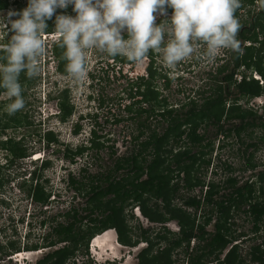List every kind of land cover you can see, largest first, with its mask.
<instances>
[{"label":"flooded vegetation","instance_id":"1","mask_svg":"<svg viewBox=\"0 0 264 264\" xmlns=\"http://www.w3.org/2000/svg\"><path fill=\"white\" fill-rule=\"evenodd\" d=\"M240 3V7L235 13L238 20L240 11L244 6L255 7L257 3H261L262 8L254 14L255 16H250L252 18L251 25L248 27L242 26L240 30L247 31L245 35L259 32L256 23L259 21V13L264 12V1L254 0L251 5L241 1ZM71 8V5H69L67 9H59L56 14L70 13L71 16H74V12H69ZM171 13L172 9H167V15H158L155 23L159 24L163 20L168 19ZM250 13L251 12H249V14ZM48 22L49 21H46L49 26ZM261 24H263V22ZM51 27L52 25L48 27L50 28V31H45V33L48 35L49 46L54 49L56 45L53 46L52 43L57 35L53 31L51 32ZM122 35L124 38H127L126 33H122ZM262 38L263 36L259 35L258 39L262 40ZM168 39L169 37L166 36L164 41L165 44H167ZM237 39L240 42L241 49L243 46H255L256 49L261 47L259 43L244 40L238 35ZM246 43H248V45H246ZM193 47V54L171 69L166 65H162L163 68L161 66L160 68H154V58L162 55L154 51H150L142 61L133 62L122 56L111 57L103 51L101 54L97 55L96 50L98 49H93V57H86V59L93 58L96 62L95 67L100 71H102L101 68H103L105 72V75L103 74L100 76L96 73V68L94 72H89L87 76L89 83L88 86L92 89V91L89 90L91 93V100L92 102H96L98 110L94 113L88 112L84 119L89 120V123L90 120H93L95 124L89 126L87 132L82 129L81 123L79 122L83 121L82 115L84 114L82 113L78 116L79 118L76 122H68L71 126V131H74L75 126L79 125V131L74 134H76V136H81L82 139L81 144H78L74 148L70 145H63L66 149L65 151L69 149L76 150L77 148L82 147L89 148L92 137L91 131L95 130L97 132L95 128L97 123L96 120L102 117L103 124L107 123L110 126L124 123V126L127 128L128 123L134 125V131L132 133L128 136L121 137L123 145H125L124 151L120 154L112 155L110 157L111 159L108 160L109 163L105 165V167L110 169L113 165V160H116L118 155L125 161H143L145 152L139 151L140 147L138 143L132 140L133 137L138 135V120L143 121V119L150 114V110H152V115H156V122L152 125V122L148 121L147 123L149 127L147 128L149 130H154L158 137L164 133V128H166L167 125L166 122L161 121V117L158 115L163 111L164 106L157 105L154 100L144 101L143 96L141 95L145 92L149 93L148 88H150V90L158 95V100L159 94L157 93V88L154 86L155 84L153 81L156 76V69L159 73L158 76L162 81L164 89H167L170 83H173L176 85L174 94H176L177 97L180 95L182 96L178 97L174 104H169L164 98L168 109H172L175 112H183L190 106H194L196 109L200 108L204 102V98L212 94L216 84H222L224 75L222 73L217 76L216 71L220 66L231 62L234 54L230 49H222L220 54H217L215 59L211 61V68L207 70L204 65L209 63V61L204 58L206 45L202 42H193ZM239 53L242 54L243 51ZM261 54L263 56L262 63L264 65V51H262ZM145 61L147 62L145 63ZM217 61H221V64L218 66L214 65ZM142 65H146L147 67L146 70H144L146 75L138 76V72L140 71L139 67ZM56 71L58 75L65 76V74L58 72L57 67ZM202 74H205L208 78L199 79V77V84L190 85L188 90L182 85L188 81L191 83L193 81L196 82V78ZM214 76H217L218 80L214 79ZM118 79L130 82L129 86L131 85V87L120 90L122 95L115 97L107 96L105 91H103V86H101L102 83H104L105 89L111 92L109 83ZM166 80L169 82L167 87L165 85ZM147 84L149 85L147 86ZM2 90L4 91V89ZM2 90L0 92H2ZM100 94L105 100L103 107H99ZM260 97H264V92L259 96L252 98L242 96L234 102L228 100L225 103V108L228 110V108L234 105L239 107L242 111L249 110L255 114V123L258 124L260 122L264 125V101L260 104L261 106L256 105V102H254ZM60 99H62L61 96L60 98L58 97L57 100H54L55 112L50 113V116H53V119L57 116L62 119L63 111L58 106ZM136 104H146L148 106L145 108L138 106L137 109H134ZM143 110H146V112H141ZM137 111L143 114H140L135 119L134 116ZM101 114H104L105 116H101ZM69 117L70 115L68 118ZM119 119H121V121L116 122ZM151 119L154 118H149V120ZM232 121L237 122L239 119H233ZM224 123V118L222 117L220 125H224ZM227 127H230V125H227ZM215 128V126L210 123L207 124V122H202L200 124L197 132L203 136V141L201 143L204 145L210 143V146L202 148L203 153H205L201 157L202 160L194 163L193 170H191L187 176L181 172L179 178H176L174 176L177 175V172H173V176H171L173 179H171L169 183L170 193L167 205H165L161 197L156 198V196L152 195L144 196V201L147 202V206L153 214V220H148L142 216L140 203L135 205L129 204L124 208L122 213L124 227L122 228L126 232V243L122 242L116 226L112 227L110 226L111 224L107 223L106 225L108 226L103 228L101 227L103 222L95 220L97 213L94 209H92V211L84 210L87 198L76 195L75 191L69 185V177H76L70 170H68L67 173H63L59 182H65L68 190H71L77 197L83 198L84 202L82 205L78 203L75 208L63 212V214L60 215L62 218L60 222L65 223L66 220H69L67 215H75L76 231L86 233L87 230L90 229V231L95 232L89 237L86 236L76 245L71 244L70 248L73 251V254L69 255V257L63 261V264H264V171L259 170L255 172L258 164L253 162L259 152L264 153V127L260 124L258 127L251 128L250 130H252V132H250L249 140H246L247 137L245 136V132L240 133L239 137H236L234 131L231 132L233 137L231 136L228 139H225L223 135L215 137ZM208 130L211 131V137L207 133ZM147 133L148 132L143 133L137 141H143ZM245 140L248 143H253L254 146L246 148L247 143ZM232 141L237 144L238 152L240 151V145H244V150L237 154L238 159L243 160V163H245L244 168H239L238 170L245 173V177L242 180L241 177L232 174L236 172L238 173V171L227 164L220 154L222 150L229 145V142L232 143ZM106 142H108V140ZM108 146H113L112 149H114V144ZM185 146L191 150V154L196 153L199 149L197 146H193L190 143H186ZM86 150L87 151L83 154L85 157L88 156L87 153L90 149ZM164 150H171V156H174L177 155V153L183 152L184 148H176L172 142L168 147H163L161 152ZM44 152L45 150L43 153ZM40 155V153L37 154V157L44 160V162L42 160V175L45 176V173L43 172L47 169L45 166L49 164L48 155ZM166 155L164 154L163 158H165ZM89 157L93 162L95 160L94 157L96 156L90 154ZM75 158L81 159L82 157L77 156ZM146 158L150 160V157L147 156ZM185 161L188 164L190 163L189 160L185 159ZM67 162L70 165L76 163L70 162L69 160H67ZM90 166L89 163H85L82 168H89ZM96 167L98 168V166ZM82 168H79L78 173H80ZM170 168L174 169V164H172ZM64 169L66 170V168ZM45 177L46 179L43 181L48 180V177ZM185 179H188L189 182H185ZM175 184H178L177 189L172 190V187H175ZM208 197L210 199H207ZM106 198L107 196L104 197V200ZM83 199H81V201ZM194 201L198 202V205H192V202ZM48 203L49 200L45 204ZM219 205H221V207H230L226 223L224 219H219V214L216 213ZM252 206H254L256 210L254 213L250 211V208H253ZM172 209H181L189 216L190 220H194V226L191 227L190 225H187V228H185L186 231L183 235L179 234L180 227L177 219L168 218V211H171ZM159 215H162L164 220H156V216ZM141 217L151 226L144 228L140 225L138 221ZM49 219L56 218L51 217ZM49 219H44V225L48 223V228L50 229L54 225L51 226L52 222L49 223ZM54 221L55 220H53V222ZM237 221H240L239 226L242 229H239L238 233H235L233 226H235ZM168 223H174L176 228L175 232L167 228ZM224 225L228 227L227 232L224 230ZM96 226H99L98 231H96ZM47 236L44 237L46 241L45 245L43 244V246L40 247H36V245L32 247H24L25 249L23 248L21 251H18L19 249H17V251L10 253L7 257H10L11 261L17 264H51L56 258L54 257L50 259L48 255L53 254L58 249L60 243L54 246H49ZM53 240L56 241L55 238H53ZM225 240L228 242L222 245ZM249 242H251L250 246L242 252V249H244L242 248V245ZM47 248L52 249L51 252L44 255L43 253L41 254L40 252H37ZM253 253L256 254L255 256H259L260 259L254 260ZM37 254L43 256L34 262L32 258Z\"/></svg>","mask_w":264,"mask_h":264},{"label":"clouds","instance_id":"2","mask_svg":"<svg viewBox=\"0 0 264 264\" xmlns=\"http://www.w3.org/2000/svg\"><path fill=\"white\" fill-rule=\"evenodd\" d=\"M69 5L74 16L55 14L57 9H67ZM239 7L240 0H27L22 10H9L0 15V89H4L12 100L6 111L12 115L24 108L19 76L21 72L28 78L36 76L38 57L44 65L56 62L57 74L58 60L53 57V47L49 46L45 33L48 29L46 21L54 14L53 29L58 37L52 44L59 43L64 48L67 73L73 79L81 80L86 74L85 51L93 48L133 62L142 61L154 51L162 54L164 64L170 69L193 54V42L206 45L204 58L210 62L222 49L239 53L242 49L237 35L242 26L235 15ZM169 8L172 13L168 19L156 24L157 16L167 15ZM122 33H126L127 38ZM166 36L169 37L167 44L164 43ZM47 72L53 79L54 73ZM250 76L262 81L255 72ZM63 90L66 89L58 90L57 95L49 92L48 100H57ZM90 94L88 92L86 97L91 100ZM67 118L61 119L60 123L68 122ZM71 132L75 137L74 131ZM5 142L7 140H0V144ZM0 152L6 150L0 147ZM30 155L26 158L28 164L22 169L23 181L36 185L46 179L42 175L43 159L34 153ZM16 159L10 153L4 154L0 158V168L11 167Z\"/></svg>","mask_w":264,"mask_h":264},{"label":"trees","instance_id":"3","mask_svg":"<svg viewBox=\"0 0 264 264\" xmlns=\"http://www.w3.org/2000/svg\"><path fill=\"white\" fill-rule=\"evenodd\" d=\"M240 1L251 5L254 0ZM5 6V2H0L1 8ZM258 19L259 21L256 23V27L259 29V32L245 35L247 31L242 30L238 33V36L247 41L257 42L261 47L256 49L255 46H243L242 54L234 52L232 61L220 66L216 71L217 76L222 73L224 75L222 84H216L212 94L204 98V102L200 108L196 109L194 106H190L186 111L175 112L172 109H168L164 98L158 101V95L150 90V88H148L149 93L145 92L141 94L144 101L154 100L157 105L164 106L163 111L158 115L161 117L162 122L167 123L166 128H164V133L158 137L154 130H149L147 128L149 127L147 122H151L152 120H149V118H154V120H156V115H152V110H150V114H148L143 121L138 120V135L133 137L132 140L138 143L140 147L139 151L145 152L143 161H125L118 155L116 160H113V165L110 169L99 165L96 172L91 173L87 167H84L80 170V178L69 177L70 187L81 197L87 198L84 210L92 211V209H94L97 213L95 220L103 222L101 227H107V223L111 224L110 226L112 227L116 226L123 243H126L127 240V237L125 236L126 232L122 228L124 227L122 214L124 208L129 204L135 205L140 203L142 216L148 220H153V214L148 208L147 202L144 201V196L152 195L156 196V198L161 197L165 205H167L170 193L169 183L170 180L173 179L171 177L173 176V172H177V175L174 176L176 178H179L181 172L187 176V174L193 170L194 163L202 160L201 157L205 154L203 153L202 148L210 146V143L205 145L201 143L203 141V136L197 132V129L202 122H207V124L210 123L215 126V137L223 135L225 139H228L231 136L233 137L231 132L234 131L236 137H239L240 133L245 132V136L247 137L246 140H249L250 132H252V130H250L251 128L258 127L260 124L264 127L260 122L258 124L255 123V114L249 110L242 111L239 107L234 105L228 108V110L225 108V103L228 100L234 102L239 97L243 96L252 98L259 96L264 92V85H262L264 83V65L262 63L263 56L261 54V52L264 51V12L259 13ZM261 21L263 24H261ZM46 31H50V28ZM259 35L263 36L262 40L258 39ZM53 51L55 58L58 60V72L65 75L68 74L66 71L67 61L64 59L63 55L64 48L60 47L58 43ZM101 69L105 75L103 68ZM240 69H242V71H240ZM255 71L261 78L262 83L251 78L250 74ZM237 73H240L241 75L239 81L234 79V76ZM247 73H249V76ZM217 76H214V79L218 80ZM168 84L169 82L166 80V87ZM148 85L149 84H147V86ZM60 96L63 99L59 100L58 106L63 111L62 119L64 120L70 115L72 108L68 104L67 90L59 92L57 98H60ZM99 98V107H103L105 100L101 94ZM141 112H146V110ZM141 112L137 111L134 118L136 119L140 114H143ZM222 117L224 118V125H220ZM233 119H239V121L233 122ZM119 121H121V119L116 122ZM227 125H230V127H227ZM96 127L99 130L98 123H96ZM79 129V125L75 126L74 133H77ZM145 132L148 133L143 141L138 142L137 140L139 137ZM91 135L92 137L89 148L82 147L77 148L76 150H67L63 154V157L70 162H75V157H83V154L87 151L86 149H90L98 159V153H100V150L105 147L103 140H101L103 136L99 135L95 130L91 131ZM246 140V148L254 146L253 143H248ZM46 141L49 143L55 142L53 134H46ZM7 142L1 144L3 145L2 148L9 149L15 158L23 157V150L20 147L9 146V142ZM172 142L176 148H184V151H178L180 153H177V155L174 156H171V150H164L161 152L163 147H168ZM186 143L197 146L199 149L196 153L191 154V150L185 146ZM106 147L107 149L113 148V146ZM164 154H167L165 158H163ZM147 156L150 157V160L146 158ZM185 159L189 160L190 163H186ZM172 164L175 166L174 169L170 168ZM184 181L189 182L188 179H185ZM177 185L178 184H175V187L173 186L172 190H176ZM106 196L107 198L104 200V197ZM31 198L36 202L47 203L49 195H45L43 188L40 185H36L32 190ZM207 199L210 198L208 197ZM192 205H198V202L194 201L192 202ZM252 207L253 208H250V211L254 213L256 210L254 206ZM229 209L230 207H221V205H219L216 211V213L219 214V219H224L225 223L229 216ZM168 213V218L177 219L180 227L179 234L183 235L185 233L187 225H190L191 227L194 226V220H190L189 216L183 210L172 209L171 211H168ZM67 216L69 217V220H66L65 223H56L50 228L51 231L48 233L47 241L49 246H54L58 243L62 245V247H59L53 254L48 255L50 259L54 257L56 258L51 264H63V261H65L69 255L73 254V251L70 248L71 244L76 245L86 236L89 237L95 233L90 231V229L87 230L86 233L76 231V216ZM159 219L164 220L162 215L156 216V220ZM41 225H44V220L41 222ZM95 228H97L96 231H98L99 226H96ZM224 230L225 232L228 230V227L225 225ZM52 237L55 238L56 241L51 239ZM227 242L228 241L225 240L222 245ZM255 255L256 254L253 253L254 260L260 259L259 256Z\"/></svg>","mask_w":264,"mask_h":264},{"label":"rangeland","instance_id":"4","mask_svg":"<svg viewBox=\"0 0 264 264\" xmlns=\"http://www.w3.org/2000/svg\"><path fill=\"white\" fill-rule=\"evenodd\" d=\"M4 1L6 2V6L2 10L0 9V15L6 14L9 10H15L18 12L25 8L27 5V0H2L1 2ZM260 8H262L261 3H257L255 7L244 6L239 15V22L241 26H250L252 21V18L250 16L254 15L258 10H260ZM58 10L59 9L56 10V13ZM69 12L73 13L72 8L71 10H69ZM249 12L251 13L249 14ZM55 14L52 19L48 20L49 26L52 25L51 32L53 31L54 33L55 31L53 28ZM68 15H70V13H68ZM246 45L248 44L246 43ZM93 49L95 50V48ZM93 49L86 50L85 56L89 58L93 57ZM96 52L97 55H99L102 51L96 50ZM218 54H220V52ZM39 60L41 61L42 58H37L39 72L36 76L28 78L25 72H21L19 76V82L22 88L21 95L25 102V106L23 109L17 111L12 115H8L6 108L7 105L12 102V100L7 97L5 90L0 92V140H7L9 142V146L20 147L23 150L24 154L22 159L17 158L16 161L13 162V165H11V167L2 166L0 168V264H17L11 261L10 257H7L8 255H10V253H14L15 251H17V249H19L18 251H21L24 247H32L34 245H36V247H40L43 246V244H46L44 237L47 236V234L50 233L51 230L48 228V223H46L45 225H41L42 220L54 217L56 219H49V223L52 222L51 226L55 225L56 223H61L60 220H62V218L60 215H62L63 212H67L69 209L75 208L78 203H80L81 205L83 204V198L77 197L76 195L78 194L76 192L75 195L71 190H68L65 182H59V179H61L63 173H67V171L70 170L78 179L80 178V176L78 177L79 168H82L85 163H89L91 165L88 168L89 171L91 173H95L97 170L96 166L102 165L105 167V165L109 163L108 160L111 159L110 157L112 155L114 156L124 151L125 145H123L121 137L128 136L134 131V125L130 123H128V127L126 128L124 126V123L110 126L107 123L103 124L102 117L100 119H97L96 122L99 125V130L97 127L95 128L99 135L104 136V138L102 139L105 144L104 149L100 150V153H98V159L97 157H94L95 160L93 162L89 155L94 154V152L89 151L87 153V157L83 155L81 159L75 158L76 163L70 165L67 160L62 157V154L66 150L63 145L69 143L67 145H70L72 148H74L78 144H81L82 137H74L71 132V126L68 124V122H76L79 118L78 116L82 113L84 114L82 115L83 121H79L81 123L82 129L87 132L89 130V126L95 124L93 120H90L89 123V120H85L84 118H86L85 115L88 112L94 113L96 110H98L96 107V102H92L90 99H88V97H86L88 95V92L92 91V89H90L88 86L89 83L87 76L89 72H94V70L97 68L95 67L96 62L93 58L86 59V74L84 78L81 80H75L69 74L65 76L56 74V62L52 61L50 64L44 65V63L40 62ZM146 62L147 61H145V63ZM220 64L221 61H217L214 65L218 66ZM146 65H142L141 67H139L140 71L138 72V76L146 75V73L144 72V70H146L147 68ZM162 65H165L162 55L156 56L154 58V68H160V66L163 68ZM204 65L208 70L209 68H211L210 66L212 65V62L209 61L208 64ZM47 71H50V74L54 73L53 79H55L56 82L53 81ZM96 73H98V75L100 76L103 75L102 71H100L98 68ZM158 74L159 73L156 69V76L153 81L155 84L154 86L157 88V93L159 94L158 100H160L161 98H165L169 104L176 103L177 98L182 97L181 95L177 97V95L174 94L176 85L170 83L169 87L167 89H164V86ZM237 75L240 76L239 73H237ZM198 78L206 79L208 77H206L205 74H202L196 78V82L193 81L191 83L190 81H188L186 83H183L182 85L186 90H188L190 85L199 84ZM23 80L26 81L24 82ZM118 80L109 83L111 92L109 90H106L104 87V83H102L101 86H103V91H105L107 96L115 97L122 95V93H120V90L128 89L131 87V85L129 86L130 82L122 81L121 79ZM259 83H262V81ZM262 85H264V83ZM60 89L67 90L68 104L72 108L70 117L67 119L69 121L66 123H60V121L62 120L59 118V116H57L58 118L56 117L55 119L52 118L53 116L50 117V113L55 112V101L53 100V98H49L50 100H48V93L50 92L52 93V95H57L56 92ZM263 101L264 97H260L254 102H256V105L261 106L260 104ZM138 106L145 108L148 105L136 104L134 106V109H137ZM103 115L104 114H101V116ZM155 121L156 120L154 119L151 120L152 125L155 123ZM49 129L52 130L50 131V133H53L55 139V142H53L52 144H49L46 141V131ZM56 131H58V133H56ZM207 133L211 137V131L208 130ZM107 140L108 142H106ZM61 143L63 145H60ZM113 144L114 149H107L106 146ZM0 147H3V145H1ZM43 148H45L44 153ZM237 148V144L233 143V141L232 143L229 142V145L225 147L220 154L227 164L238 171L239 168H244L245 166L243 160L238 159L237 156V154L244 150V145H240L239 152ZM5 150V153L0 152V158L4 156V154H11L9 149ZM33 153L35 155L39 153L41 155H48L49 164L45 166L47 169H45V171L43 172L45 173V176L48 177V180L42 181L41 179V181L39 182V185L43 188L44 194L49 195L48 204L36 202L34 199H31L32 189L35 184L34 182H32L31 184H27L23 181L24 172L22 169H25V165L29 162V159H26L27 156ZM263 154L264 153L259 152L256 156V159L253 161L254 163L258 164L255 172L259 170L264 171ZM11 155H13V153ZM2 162H4V159H2ZM64 168H66V170ZM232 174L241 177V180L245 177V173H242L240 171H238V173L236 172ZM81 199L83 200L81 201ZM53 220L55 221L53 222ZM138 223L144 228L151 226L150 224L146 223V221L143 220L142 217L138 221ZM239 225L240 221H237V223H235V226H233L235 233H238V230L242 229ZM167 228L174 232L176 231L174 223H168ZM250 244L251 242L244 243L242 245V248H244L242 249V252H244L245 249L250 246ZM59 247H62V245L60 244L58 248ZM51 250L52 249L47 248L37 252H40L41 254L43 253L44 255L51 252ZM43 255L37 254L32 259L35 262Z\"/></svg>","mask_w":264,"mask_h":264},{"label":"built area","instance_id":"5","mask_svg":"<svg viewBox=\"0 0 264 264\" xmlns=\"http://www.w3.org/2000/svg\"><path fill=\"white\" fill-rule=\"evenodd\" d=\"M235 78L238 79V80H240V79H241V75L238 76V75L236 74V75H235Z\"/></svg>","mask_w":264,"mask_h":264},{"label":"bare ground","instance_id":"6","mask_svg":"<svg viewBox=\"0 0 264 264\" xmlns=\"http://www.w3.org/2000/svg\"><path fill=\"white\" fill-rule=\"evenodd\" d=\"M93 245V244H92Z\"/></svg>","mask_w":264,"mask_h":264}]
</instances>
